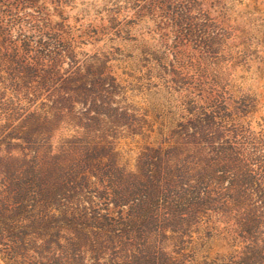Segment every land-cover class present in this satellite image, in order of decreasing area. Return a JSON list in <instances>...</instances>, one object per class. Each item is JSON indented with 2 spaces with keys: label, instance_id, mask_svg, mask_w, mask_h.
Returning a JSON list of instances; mask_svg holds the SVG:
<instances>
[{
  "label": "rangeland",
  "instance_id": "374dc122",
  "mask_svg": "<svg viewBox=\"0 0 264 264\" xmlns=\"http://www.w3.org/2000/svg\"><path fill=\"white\" fill-rule=\"evenodd\" d=\"M139 262L264 264V0H0V264Z\"/></svg>",
  "mask_w": 264,
  "mask_h": 264
},
{
  "label": "trees",
  "instance_id": "16d2710c",
  "mask_svg": "<svg viewBox=\"0 0 264 264\" xmlns=\"http://www.w3.org/2000/svg\"><path fill=\"white\" fill-rule=\"evenodd\" d=\"M136 260H138V259L136 258ZM139 264H140V262H139Z\"/></svg>",
  "mask_w": 264,
  "mask_h": 264
}]
</instances>
